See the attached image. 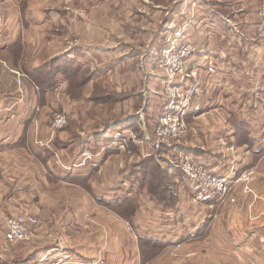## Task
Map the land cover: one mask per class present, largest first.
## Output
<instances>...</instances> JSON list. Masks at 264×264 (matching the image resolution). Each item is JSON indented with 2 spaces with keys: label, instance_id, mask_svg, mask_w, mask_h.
Masks as SVG:
<instances>
[{
  "label": "crops",
  "instance_id": "0c3cea01",
  "mask_svg": "<svg viewBox=\"0 0 264 264\" xmlns=\"http://www.w3.org/2000/svg\"><path fill=\"white\" fill-rule=\"evenodd\" d=\"M154 2L0 0V264H34L41 255L56 258L62 254L74 264H171L173 253H178L177 262L184 264H264V184H256L260 178L252 184V190L259 189L260 199L252 200L237 188L236 197L245 196L248 201L242 205L237 200L238 204L228 212L193 203L176 175L180 199L173 203L144 195L147 184L137 180L126 179L122 184L121 180L111 184L93 181V174L101 172L109 159L117 161L121 149L113 133L136 123L141 113L148 111L155 117L147 104V98L156 97L158 90L150 69L143 73L135 68L141 73L143 87L136 96L142 95L146 101L140 113L128 114L132 121L122 118L110 128L102 125L97 131L85 133L76 130L80 137L70 129L53 134L44 121L45 113L59 107L53 99L58 96L54 89L68 81L63 71L65 63L93 67L85 84L90 85L124 64L141 62L143 47L160 39L164 21V17L154 21L157 14L161 16L166 11ZM173 2L178 3L171 12L195 4L200 14L207 15L203 23L230 27L229 31L232 28L220 22L214 3L209 13L199 6L200 0ZM210 29L215 33L216 27ZM219 41L212 47L198 43L203 51H213L220 65L215 78L221 82L212 95L210 110L205 106L202 114L186 119L189 125L202 123L198 125L200 145L197 142L196 147L192 142L198 138L187 133L190 138L175 149L177 156L190 154L206 168L222 173L226 158L219 144L223 140L232 142L239 153L240 172L264 157V46L256 39ZM54 47L58 50L51 53ZM104 64L112 66L102 69ZM8 68L25 75L21 88L15 85ZM34 77L48 79L52 86L41 87ZM226 88L228 92L220 98ZM77 103L74 101L71 107L75 109ZM233 123L248 124L250 146L235 143L237 131ZM256 123L259 130L252 133ZM215 132L218 136H214ZM170 171L178 172L172 168ZM44 185L53 187L58 197L44 199ZM34 208L51 209L52 221L42 224L36 241L16 256L17 246L4 245V218L31 214ZM125 223H129V229ZM236 240L241 242L232 243Z\"/></svg>",
  "mask_w": 264,
  "mask_h": 264
},
{
  "label": "rangeland",
  "instance_id": "374dc122",
  "mask_svg": "<svg viewBox=\"0 0 264 264\" xmlns=\"http://www.w3.org/2000/svg\"><path fill=\"white\" fill-rule=\"evenodd\" d=\"M151 1L153 2V0ZM200 1L201 3L198 2L199 6H203V9H205L206 11H210L209 13H212L214 8L212 4L214 3V6H216L215 9L220 17L218 18L220 19V22L221 23L226 22L232 28L229 31L230 27L226 28L219 24L214 25V23L212 22L211 25L207 23L212 27H216L215 34H211L208 37H204L202 33L204 31L207 32V29L204 28L203 27L204 24L201 21H199L198 27L193 29L194 31L191 30V33L194 35V41L197 44L202 43L201 46L204 45V46L212 47L211 45L216 44L219 40L222 41L233 40V39L236 40L246 39L251 41L255 40V31L258 25V15H257L258 3L256 0H200ZM154 3L158 4L161 8H163L164 9L163 11L166 10L165 12L167 11L169 12L172 8H174L177 5L178 2H175L174 4L173 0H155ZM165 12L162 13L161 16L157 14L154 18V21H159V20L161 21V18L164 17ZM203 18H207V15L205 17L203 16ZM199 28L200 29L203 28V30L200 31ZM57 47L58 49L61 48L59 45ZM57 47L52 48L51 53L57 51L58 50ZM125 52H127V50ZM124 65L125 66H122L123 68H118L116 71L112 70V73L109 74L108 76L104 75L101 78H97L93 82V84L90 85H83L84 80H82L83 79L82 77L89 69H92L93 67L90 68L84 67L85 70H83L82 73L83 76H81V78L72 81H67V83H65L64 85L62 86L60 85L59 88L60 90L57 92L58 96L54 95L53 98L54 102L56 101V103H59V107L54 111H48L47 113L44 114L43 117L45 123H48L50 132L55 134L63 130L68 131V129L74 132L77 130V131H82L84 133L85 131L88 132L89 130L97 131V127L99 126L105 125L110 128V126H112L114 122L120 121L122 118H127L128 114L136 115L140 113L141 108L145 105L146 100L145 97H142V95L136 96L137 94H139L140 91H142L143 87L141 88V78H140L141 73L135 68L137 66V68H140L141 71L144 73L146 68L147 70H149V66L139 61L138 62L136 61V63L131 62L128 65L126 64ZM111 66H112L111 64H104L101 66V68L107 69ZM9 70L17 71L19 73V77L17 78L16 75L11 74ZM7 71L9 74L13 75L15 79L14 81L15 85L21 88L22 79L25 77V75H23L19 70L16 69L8 68ZM17 79L19 80V82H17ZM34 79L37 80L35 81L37 82V85H40L41 87H42V83L48 80V79L41 80L40 77H34ZM156 85L158 88V90L155 91L157 92V94H155L156 97L151 94L152 97L150 96L149 100L147 98V104H149L150 108L155 111V117H153V115L151 113H148L147 111L145 113H141L139 118L135 119L137 121L136 123H132V124L130 123V125L123 124L124 126L122 127V129L116 130L113 133V135L116 134L122 135L118 137L120 142L119 148L121 150L116 157L117 161L113 159H109L108 162H106L107 163L106 167H103V170L101 172H97L93 174L92 179L97 183H102V181H106L107 184L114 183L115 180L117 181L121 180L120 184H122L124 180L130 179V177L132 176V174L135 173V171H143L145 173V178L147 182L146 190L149 192L143 194L146 196L149 195L150 198H152L153 195L155 197V200L160 202L167 201L173 203L175 202L174 200L180 199V197H178L179 196L178 188L173 184L175 181V177L173 174H171L170 171L171 168L175 167L176 164H178V156H177L178 151H176L175 147H177L176 145H178L180 142L184 141L185 139L187 140V138L192 137V135L194 136V139L198 138L196 142L195 141L192 142L194 145H196V147H198L200 145L199 142L201 141L200 140L201 133H199L200 129L198 128V125H201L202 123L201 122L190 123V125L189 123H187L188 131L185 134L181 135L177 139L169 140L159 146L156 145L154 143L155 130H156L157 120L160 117V113H161V109L159 107L161 97L158 94L159 92L158 82L156 83ZM35 87L37 88L38 86ZM227 92L228 90L226 88L224 92L220 94L219 97L223 98L225 93ZM213 94L214 93H212L210 96L209 105L211 106H212ZM232 95L233 98H235V94H231V96ZM98 97H105V98L99 100ZM154 97L157 98L156 102L154 101L155 99ZM74 101H78L75 109L74 107H71ZM85 102L87 104H85ZM208 110H210V108ZM57 115L64 116L67 119V124L62 129L53 131L50 129V122ZM222 118L224 119V117L221 116V119ZM127 119L130 121L133 120V118L131 117H128ZM77 123L80 124L77 125ZM233 124H235V129H237L236 125H238L237 127L240 128L244 126L245 127L244 129H247L248 131L247 133H250V128H246V126H248L247 123H233ZM258 125L259 124L256 123V126H254V128L251 129L252 133L259 130ZM113 128L114 127H112L111 129ZM193 131H196L197 133L195 134V132ZM237 132L240 133L242 132V130H238ZM187 133L190 134L191 136L187 137L188 136ZM242 133H240L241 137H244ZM130 134H131V140H130ZM216 134L217 132H215L214 136H218ZM244 134H246V132H244ZM75 135L77 137H80L78 133L76 134V132ZM214 136L213 138H215ZM205 138L208 139L210 137L207 136ZM118 139H114V140L118 142ZM197 142L199 145H197ZM236 142H238V144H243L242 140H240L239 138L235 139V143ZM219 145L221 148L220 153H222L224 149L221 147V144ZM185 155H190V154H185ZM86 157H89V155L87 154ZM91 157L92 156L90 155V158ZM254 164L258 165L259 169L249 186L250 193H243L242 191L241 192L243 195H248V197L251 198L252 200L255 199L258 200L260 199L261 194L263 196L264 191L261 192L260 194L258 188H253L252 190V184L257 178H260V180L256 184H264V157ZM224 168L227 170V165ZM225 169L221 171L226 172ZM52 188L53 187L51 186L49 187L48 185H44L42 187V189H44L43 192L44 199L52 200L54 199V197L56 198L58 197V195L52 191ZM237 188L240 189L239 186H236L233 189V195L236 201L234 204L230 205L229 207H225V208L223 207L222 209H224L225 212L232 210V208L238 204L237 200L242 205L247 203L248 201L247 197L245 196H239V198L236 197L235 190ZM262 188L264 189V186ZM123 189L125 192L127 191L126 188ZM52 195L54 197H52ZM184 198H186L187 201L189 200L187 196H184ZM166 206L169 205L167 204ZM32 210H33L32 212L33 214L31 213L30 215L34 216L39 223L38 227L35 230L34 237L31 240V242H34L36 241L37 235L39 234L38 232H40L41 230L42 224L44 223L49 224L50 221L52 220H51V209L34 208ZM23 214H28V213H23ZM124 226L126 228L128 227V229L130 228L129 223L128 224L125 223ZM31 242H29L30 244L25 245V243L11 244L6 241L4 245L8 248L12 247V245L17 246L18 254L16 256H18L19 253H23V252L25 253L27 251V248L25 247L31 245ZM240 242H241L240 240H236L235 242L232 241V243L234 244ZM227 244L228 246H230L229 242H227ZM249 245L254 247V243H251ZM255 245L257 246V243ZM210 248H212V246H210ZM1 253L3 255L5 254V252H1ZM20 258H21L20 256L14 257V260L17 261ZM170 258L172 262L171 264L178 263L177 261L180 259L178 253H173L170 256ZM221 258L233 259L232 256L224 257V255H221ZM211 260L215 261L213 257H211ZM35 262L36 261H34L33 263L35 264Z\"/></svg>",
  "mask_w": 264,
  "mask_h": 264
},
{
  "label": "built area",
  "instance_id": "2783aa9c",
  "mask_svg": "<svg viewBox=\"0 0 264 264\" xmlns=\"http://www.w3.org/2000/svg\"><path fill=\"white\" fill-rule=\"evenodd\" d=\"M86 4H93L96 0H82ZM258 3V25L255 39L260 46H264V0ZM190 9V10H188ZM185 18V20H182ZM199 13L197 5L176 11H167L161 22L160 39L149 41L143 47L140 60L151 70V76L158 82L161 97L159 107L160 117L155 130L156 145L177 139L188 131L187 117H197L204 112L205 106L211 108L210 96L221 87V82L215 76L220 71V65L213 57L211 50L203 49L194 41L192 28L198 27L199 21H205ZM203 23V22H202ZM204 37L215 34L206 23ZM200 31L203 28H199ZM19 77V73L9 70ZM17 82L19 80L17 79ZM59 87L54 91L58 92ZM157 94V93H156ZM67 124L64 116L57 115L50 122V129L60 130ZM122 135L116 134L113 139ZM129 136V135H128ZM129 138V137H128ZM134 138V137H133ZM131 140V134H130ZM118 143L119 139H118ZM222 152L226 158L227 170L215 173L206 168L191 155L178 156V164L173 170L182 175V183L190 200L198 205H205L210 210L216 207H229L235 203L233 189L239 186L243 193H250V184L258 172V165H250L238 171L239 153L233 143L221 142ZM226 155V156H225ZM228 155V156H227ZM4 238L8 243H29L38 227V220L30 214L8 216L4 218ZM128 228V227H127ZM35 264H74L70 258L62 254L53 258L41 255ZM174 264H183L181 262Z\"/></svg>",
  "mask_w": 264,
  "mask_h": 264
},
{
  "label": "trees",
  "instance_id": "16d2710c",
  "mask_svg": "<svg viewBox=\"0 0 264 264\" xmlns=\"http://www.w3.org/2000/svg\"><path fill=\"white\" fill-rule=\"evenodd\" d=\"M83 70H85V68L83 67L82 68V66H80V65H76L75 67L74 66H72V65H70V64H68V63H65L64 64V67H63V71L66 73V75H67V79H68V81H72V80H75V79H79V78H81V76H83L82 75V73H83ZM100 71H98L97 73H99ZM97 73H95V74H93V76H95ZM90 75V73H89V70L84 74V76L82 77L83 79L82 80H84V83H83V85H85V83L89 80L88 79V77H87V75ZM91 76V75H90ZM87 77V78H86ZM34 80H36V79H34ZM34 82V81H33ZM44 85H42V86H45V85H47V84H49L50 86H52V82L50 81V80H47L46 82H44L43 83ZM53 90V89H52ZM99 98V100H102L103 98H105V97H98ZM238 125H236V130L238 131V130H242V132H240V133H242L243 134V136L244 137H241V134L239 133V132H237L236 133V139L237 138H239L240 140H242V143L243 144H238V142H236L237 143V145L238 146H242V145H244V144H247V145H249L250 146V144H251V141L249 140V135H248V133L246 132V129H244L245 127L244 126H242L241 128L240 127H237ZM244 132H246V134H244ZM176 171H178V170H176ZM171 174H173V175H176V176H178L180 179H182V175H181V173L178 171L177 173H171ZM130 179L131 180H137L138 181V183L139 184H147V182H146V178H145V173L143 172V171H139V175H137L136 174V171H135V173L134 174H132V176L130 177ZM182 181V180H181ZM173 183V182H172ZM174 186H176L177 187V182H175L174 181ZM123 210L124 211H127L128 209L127 208H123ZM121 211V210H120Z\"/></svg>",
  "mask_w": 264,
  "mask_h": 264
}]
</instances>
